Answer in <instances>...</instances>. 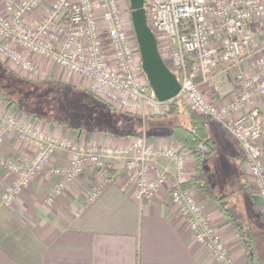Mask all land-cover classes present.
<instances>
[{"label": "built area", "instance_id": "2783aa9c", "mask_svg": "<svg viewBox=\"0 0 264 264\" xmlns=\"http://www.w3.org/2000/svg\"><path fill=\"white\" fill-rule=\"evenodd\" d=\"M43 2L4 0L9 15L0 12V54L28 71L34 70L29 53L38 54L87 79L90 90L107 94L128 111L148 108L152 113H164L169 100H159L145 77L137 38L131 40L118 0H53L40 21L31 25L25 16ZM144 5L158 45L160 35L166 38L168 66L181 83L176 97L184 96L193 109L216 120L235 138L244 153L249 178L264 202V150L259 144L264 118L261 109L252 105L264 94V58L253 60V35L246 29L249 21L264 18V0H144ZM107 44L113 51L112 66L106 56ZM244 59L253 63L249 73L236 74L243 90L221 104L210 100L203 86L211 85L218 73ZM12 129L32 143L36 153L29 165L19 161L7 164L18 176L0 194V206L10 205L31 183L33 174L46 170L59 150H67L71 157L69 165L49 169L61 177L55 193L72 182L85 165L103 169L108 162H117L120 167L111 180L122 173L132 176L141 197L152 196L174 179L171 198L181 206L196 239L222 264H237L193 192L182 186L186 160L181 151L153 147L146 134L127 147L78 145L14 118L0 129V140ZM157 156L172 159L176 169L157 171L152 177Z\"/></svg>", "mask_w": 264, "mask_h": 264}, {"label": "crops", "instance_id": "0c3cea01", "mask_svg": "<svg viewBox=\"0 0 264 264\" xmlns=\"http://www.w3.org/2000/svg\"><path fill=\"white\" fill-rule=\"evenodd\" d=\"M52 2L44 0L36 11L25 16V20L35 25ZM0 12L9 15L4 0H0ZM246 29L253 35V60L260 54L264 56V18L249 21ZM159 49L164 57L160 42ZM29 56L34 63L32 71L24 70L5 55L0 54V60L23 79L57 80L90 90L87 79L82 76L49 58L34 53H29ZM253 60L244 59L240 64L229 65L224 72L218 73L211 85L203 86L205 95L216 104L236 96L241 91L236 74L249 73ZM1 91L16 103L6 100ZM19 98L17 92L0 90V129L10 118H14L23 125H31L57 138L85 146L127 147L146 134L153 147L175 148L184 154L183 182L194 173V155L170 135L173 123L164 129V123L158 122V125L140 134L131 129L86 131L78 126L44 118L38 111H28ZM252 105L261 109L264 118V94L255 99ZM121 113L123 119L132 121L133 115ZM153 115L150 117L155 119L160 116ZM214 133L216 131L213 129ZM259 144L264 150V119ZM35 153V146L22 139L17 130H7L3 134L0 140V194L18 176L7 164L19 161L29 165ZM70 157L67 150L57 151L46 170L33 174L31 183L10 205L0 206V264H222L196 239L181 206L171 198L174 179L162 184L152 196L141 197L132 176L122 173L111 180L118 167L106 174L105 168L87 164L72 182L55 193V186L61 177L49 169L69 165ZM208 159L205 158L206 164ZM206 164L204 162L212 174ZM242 164L246 167V161ZM175 169L172 159L157 156L153 161L151 176H155L157 171ZM248 185L253 201L264 213L263 199L249 176ZM190 190L236 263H249L238 231L218 203L195 188ZM94 193L96 195L92 197Z\"/></svg>", "mask_w": 264, "mask_h": 264}, {"label": "rangeland", "instance_id": "374dc122", "mask_svg": "<svg viewBox=\"0 0 264 264\" xmlns=\"http://www.w3.org/2000/svg\"><path fill=\"white\" fill-rule=\"evenodd\" d=\"M118 1L130 38L135 41L136 34L131 19L132 8L130 1ZM160 38L163 55L168 64L170 60L169 48H167V44L164 41L166 38L161 35ZM106 56L109 64L111 66L114 65L113 51L109 44L106 45ZM259 56L264 58L262 54ZM260 57L256 56L257 59ZM256 67L258 68V65ZM144 75L146 77L145 72ZM0 87L4 91L17 92L21 97L19 98L21 99V105L25 106L28 111H40L41 115L52 117L68 126L81 125L86 131L131 129L135 131L134 133L140 134L146 131L147 128L150 130L155 127L158 122L164 123L163 128L167 129L171 125L170 122L172 120L175 123H188L190 118L187 110L192 108L184 96H179L167 101L163 107L164 113H152L148 108L132 110L133 112L131 110L128 111L118 101H114L107 94L105 96L104 93H98L95 90H89V92L96 97L90 95L87 90H82L57 80L29 81L22 79L1 60ZM240 90H243V88L240 87ZM173 104L177 108L176 111L172 112L166 119L163 118L162 116L165 117L168 109H171ZM120 111L133 115L132 121H127L126 118L123 119ZM153 114L160 116L155 119L150 117ZM207 123L217 147V152L209 156L207 164L204 159L205 164L212 171V174H210L211 186L219 195L234 194L241 189L244 181L248 182V176L250 175L245 164L244 167L242 164V162L245 163L246 161L243 156L244 153L238 147L235 138L220 123L212 119H207ZM213 129L216 134H213ZM118 164L117 162H108L104 172L108 174L109 170H113L116 167L119 168L120 164ZM229 187H232V189H229ZM230 201L237 204L238 210L242 214L243 223L247 226L250 225L255 232L259 230L262 221L258 217L253 218V211L245 203L242 195L236 194ZM260 213L264 216L263 212ZM260 254L264 258V242L262 243Z\"/></svg>", "mask_w": 264, "mask_h": 264}, {"label": "trees", "instance_id": "16d2710c", "mask_svg": "<svg viewBox=\"0 0 264 264\" xmlns=\"http://www.w3.org/2000/svg\"><path fill=\"white\" fill-rule=\"evenodd\" d=\"M0 90H2L1 87ZM87 92L90 95L95 96L91 92ZM1 93L4 98L10 103H16L13 98L7 97V94L2 91ZM20 100L21 99H19V101ZM176 109L177 108L173 104L172 108L168 109V113L165 115V117H162L166 119L172 112H175ZM187 111L189 113L190 118L188 123H175L173 122V120L170 122L173 123L170 135L176 140L180 141L184 146H186L192 152L196 160V167L194 173L188 180L183 182L182 186L186 189L195 188L208 195L213 201L218 203L224 215L238 231L242 239L244 249L247 252L249 264H264V258L260 254L262 249V243L264 242V216H262V214L260 213L257 204L253 201L249 193L248 182L244 181L241 189L238 190V192H235L234 194L219 195L215 192V190L211 186L210 173L204 165V159L217 152L216 141L213 139V137L208 131V117L203 114H200L193 108H189ZM42 116L44 118L46 117L47 119L57 121L52 117H47L44 115ZM77 126L78 128H82L81 125ZM236 194L242 195L243 199H245V203L253 211V218L258 217L262 221V223H260L259 230H257L256 232L253 231L254 229L250 225L247 226L245 223H243V219L241 216L242 214L238 210L237 204L235 202L230 201L231 198Z\"/></svg>", "mask_w": 264, "mask_h": 264}, {"label": "water", "instance_id": "95a60500", "mask_svg": "<svg viewBox=\"0 0 264 264\" xmlns=\"http://www.w3.org/2000/svg\"><path fill=\"white\" fill-rule=\"evenodd\" d=\"M131 19L139 44L143 71L156 97L161 101L175 98L181 83L174 71L163 59L156 34L149 26L144 0H129Z\"/></svg>", "mask_w": 264, "mask_h": 264}]
</instances>
